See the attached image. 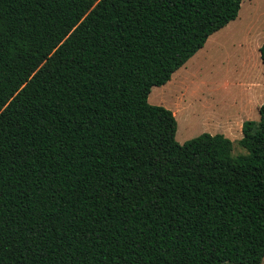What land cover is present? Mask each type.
<instances>
[{"label": "trees", "instance_id": "obj_1", "mask_svg": "<svg viewBox=\"0 0 264 264\" xmlns=\"http://www.w3.org/2000/svg\"><path fill=\"white\" fill-rule=\"evenodd\" d=\"M243 1L0 0V264H262L264 102L239 155L149 102Z\"/></svg>", "mask_w": 264, "mask_h": 264}, {"label": "rangeland", "instance_id": "obj_2", "mask_svg": "<svg viewBox=\"0 0 264 264\" xmlns=\"http://www.w3.org/2000/svg\"><path fill=\"white\" fill-rule=\"evenodd\" d=\"M262 39L264 0H244L238 18L213 34L205 46L191 58V67L188 70L190 80L187 81L189 90L180 100L181 112L177 117L176 138L180 143L205 132L219 133L216 127L228 113V102L236 93L233 86L225 85L227 79L234 80L252 65L253 69L247 74L257 79L260 85H264V65L260 53L254 48ZM256 55L259 58L257 65ZM174 79L175 75L167 84L153 87L149 102L172 109V103L176 102L173 93L176 88ZM261 98L263 96L259 99ZM259 118L257 111L252 119ZM241 137L242 132L237 138H230L234 142V155L247 153L239 143Z\"/></svg>", "mask_w": 264, "mask_h": 264}, {"label": "crops", "instance_id": "obj_3", "mask_svg": "<svg viewBox=\"0 0 264 264\" xmlns=\"http://www.w3.org/2000/svg\"><path fill=\"white\" fill-rule=\"evenodd\" d=\"M263 43L264 39L256 43L254 48L257 53H260V47ZM191 58L172 75V78L170 80L172 81L173 76L175 75L174 85L176 88L173 93H175L176 102L172 103L171 110L173 111L176 119L178 117V114L181 112L182 105L180 103V100L181 98L185 97V92L189 90V87H187V81L190 80V77L188 76L190 73H188V70L191 67ZM258 59V55H256V65L259 61ZM251 66L252 65H250V68L248 70H243L244 72H241L237 78H234V80L227 79L225 81V85L227 87L233 86L236 93L232 95L231 100L228 102V113L225 115V118L220 121L219 126H217L216 128L219 133H222L229 138H237L239 136V134L242 132L243 122L246 120H254L252 119V117H255L256 112H259L260 105L264 102V85H260L257 79L247 74L250 69H253L251 68ZM261 95L263 96V98L259 99L260 97H262ZM190 119L191 118H188V120Z\"/></svg>", "mask_w": 264, "mask_h": 264}]
</instances>
